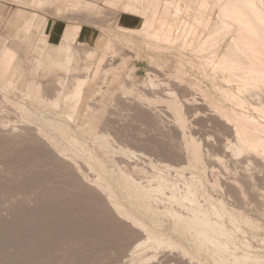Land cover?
<instances>
[{
    "label": "rangeland",
    "instance_id": "rangeland-1",
    "mask_svg": "<svg viewBox=\"0 0 264 264\" xmlns=\"http://www.w3.org/2000/svg\"><path fill=\"white\" fill-rule=\"evenodd\" d=\"M31 1L0 0V50L2 46L5 47L6 45L16 52L15 65L17 69L15 72L18 74L13 83L14 87L10 89L6 88V81L0 82V134L5 135L4 132H7L20 135L21 133L22 136H25L23 133H26L28 136L30 130L33 132V138L29 137L30 134L28 136L30 141L27 138L26 143L29 142L31 148L41 146L42 148H39L47 153L48 158L41 160L45 167L40 163L41 169L39 168L38 174L43 172L45 168L43 173L46 174L47 180H45L48 181L46 183L48 187L60 188L62 185L64 186V182L71 181L73 187H77L76 192L79 188L78 192L81 190L79 193L84 192V188H87L85 185H87V192L93 191L92 193L99 194H95L96 196H105L102 197L104 201L102 199L101 202L99 201L101 197H97L100 203L98 205L103 209L102 212L107 214L100 218L104 219L107 216L110 219L109 224L113 222L118 225L117 227L113 224L112 231H114V227L126 229L127 237L126 235L125 237L127 240L124 239V242L121 238L117 247V244H113L115 248L109 245L112 248H109L111 251L107 249L109 251L107 253L105 248L104 252H100L101 255L98 254L100 257L90 258H96L95 262L93 259L91 260L93 262L89 260L85 264H264V148H261L264 139L263 137V140L260 138L262 133L264 135V129H262V127L264 128V84H262L264 82L259 81L263 79L258 80L263 86L261 88L259 84L255 83L262 90L258 88L256 90L253 87L254 83L251 86L252 83L249 85L246 82L248 86H251L248 90L251 91L253 87V90L257 91V95H254L252 91V99H250L252 93L245 91L250 96L247 95L248 98H246L243 90H247V88H244L242 82L245 85L246 83L243 79H241L242 81L237 80L239 77L235 73L237 71L229 70L238 77L233 74L230 76L228 70H224L226 74L229 73L226 75L223 71L224 68L218 67L220 55L231 39L230 42L233 40L251 42L255 52L258 51L259 53V55L258 53L255 55L257 54L259 57H256L257 59L254 55L249 57L258 61L256 63H259V67H256L254 62L256 69H262L260 65L264 67V25L261 21L250 18L253 20V29L246 27L249 31H243L244 24L237 25L240 22L237 23L234 15L232 16L234 22L231 21L232 17L228 16L227 26L221 31L212 32V27L215 26L214 24L218 19L227 18V16L218 14L220 11L218 9L222 7L221 4H225L226 7V2L229 3L232 0H202L206 1L203 8L197 7L201 2L198 0H151L148 10L139 16L123 13L125 1L119 2V5H112L109 2L107 4V0H84L87 6L92 4L91 6L97 7L95 10L98 11L96 12L89 6L90 11L92 9L94 13L96 12L90 15L88 7H83L86 5L84 3L83 8H80L86 12V15L81 14L80 16L78 14V17L72 14L67 17L54 15L49 5L37 8ZM76 1L73 0L72 2L75 3ZM237 1L243 7L247 3V0ZM214 4L216 7H218L217 5L221 7L218 9L215 7L212 11ZM197 8L199 9L197 10ZM63 9L64 6L60 12H63ZM74 10L78 11L79 7L74 8ZM19 11L27 16L30 14L38 15L45 25L44 30L32 28L28 33L20 30L21 18L15 20ZM262 13L264 16V10ZM120 14H125L124 20L121 22L118 21ZM201 18L209 22L207 23ZM199 20L204 21L206 25L208 24L207 27L205 25L203 28L204 24L202 23V25ZM161 24L170 27L166 37L158 35V31L155 30ZM67 26L81 27L77 37V49L87 50L89 48L90 51L88 49L87 52H91L88 56L79 53L82 58L77 56L78 59L80 58L76 63L78 69L68 72L69 77L74 76L77 80L84 82L88 80L86 83L91 84L89 94L76 104V112L65 109L61 94L59 95L57 92L49 94L50 89H47L49 91L47 93L44 91L45 82H49L51 76L55 74L48 68L52 66L49 61L43 59L41 65L35 64L38 52L35 53L34 48L39 43L41 44V36L47 34L45 49L50 51L52 45L58 43ZM82 27L87 28L92 33L91 40L87 41L80 37ZM52 32L56 33L52 36ZM244 36L246 40H243L245 39ZM79 43H83L82 46ZM99 45L102 46L99 47ZM101 55L104 56L103 60L97 64V59ZM259 60L262 62L261 64ZM262 72L264 73V70ZM224 75L230 80L225 79ZM68 76L64 78L69 80ZM233 77L237 79L234 80ZM236 80L241 83L242 89H239L240 85L235 82ZM30 82L37 83V86L31 94H28L27 86ZM64 87L65 90L68 89L65 85ZM257 102H260L261 108ZM148 108L152 110L150 111ZM145 113L148 117L151 115L152 124L143 120L145 117L142 114L145 115ZM147 113L151 114L148 115ZM234 113L243 115L245 118L248 117L247 119L252 118L254 123L256 122L255 124L259 123L260 129L263 130H260L262 133L259 131L258 134H261L257 135L263 143L261 147L252 148L253 151L250 149L251 151L247 153L246 151L249 149H245L243 152L239 151V146L235 142V140L237 141L235 135L239 131L238 128H234L236 130L231 128L234 131L227 128L228 125H232L231 127L233 124L240 125L238 119H242L243 116H239L240 118L238 117L236 121L237 116L235 118ZM155 118L157 119L155 120ZM221 121L227 122V126ZM92 123H95L94 128L91 126ZM40 129L43 131V136ZM31 141L34 142L32 146ZM23 144L19 147L22 146V149L24 146L29 147L28 144L24 142ZM54 144L57 146L55 147ZM164 144L165 146H163ZM54 148L59 150L56 151ZM197 148L198 154L194 151ZM234 148H238V150L236 151ZM13 149L16 148L7 151H10V155L7 152L4 155L0 154L3 155L0 157V161L5 162L4 158L7 155L8 161L15 159L16 162V155L25 153L22 149L18 148L14 151ZM170 149L178 154L173 155L174 152L171 153ZM20 150L22 152H18ZM52 154L57 162L51 158L53 157ZM175 156H179L178 161ZM180 157L184 159L182 160ZM65 158L68 160L64 161ZM12 161L9 163L13 164L14 161L13 163ZM58 161L63 162L60 167ZM3 162L0 163V178L5 176L4 178L8 179H2L0 182L6 185L7 181L14 176L11 181H14L13 183L19 189L18 185H21L25 180L22 176L27 174L26 180L33 179L35 168L38 166H35L34 163L32 165L35 167H31L30 164L26 165V163H21L23 166H20L21 164H16L20 162H16L12 166L8 163L10 166L3 167L6 165V162ZM46 162L52 163L51 167L46 165ZM8 166L9 168L12 167L11 170L14 168L13 173L8 172L11 174H7L4 168H8ZM55 166L62 170L68 166L63 173H67L68 176L71 175L70 179L62 171L60 172L59 168L56 171ZM69 167L70 169H68ZM17 168L20 170L16 171ZM28 168L33 174H29ZM49 168L52 171L55 169V172L51 174ZM22 170L26 173L23 174ZM12 174L14 175L11 176ZM47 174L51 179H55V182L51 181ZM75 174L77 177L74 176ZM42 176L44 175L42 174ZM42 176L41 179H44ZM63 176H67L68 179ZM38 177L40 176L38 175ZM246 177L248 178L246 179ZM49 181L54 183L51 185ZM9 183L11 182L9 181ZM79 183L84 184L83 187H80ZM249 184L254 186L253 189ZM0 188L2 189V187ZM233 189L236 192H233ZM1 191L0 195L4 192ZM37 192L40 193L39 190ZM34 193L26 194L21 191V194H18L19 198L16 193L14 194L16 195V206L18 207L17 204L20 203L23 204V207L22 204L19 205L18 211H21L22 208V210L28 208V212H30L31 206L34 208L35 200L44 192L40 195L37 193L39 196ZM4 195L7 196L3 193L2 196L7 198ZM2 196H0V200ZM239 197L241 202L238 200ZM26 199L28 200L26 201ZM2 200L0 213L5 216V219L0 214V221L4 219L3 222H7L6 218L11 213H7L10 210V204L7 203L6 199ZM3 202L9 204L8 210L7 205ZM29 202L30 204H28ZM24 204H27L26 207ZM28 205H31L30 208ZM106 206H111L108 207L110 211H107ZM3 207H6L7 211ZM101 208L100 210H102ZM25 213H27V209ZM1 216L3 217L2 220ZM203 217L205 218L203 219ZM113 218L118 222L116 223ZM197 218L206 220L204 221L206 223L209 221L211 224L217 221L218 223L215 222L216 226L212 225L214 228L220 226L222 229L217 228V230L224 231H221L223 234L217 232L216 229L213 230L214 228L212 229L211 226L210 232L207 229L210 228L209 223H204V225L201 223L200 225V222L199 224L197 222L196 224ZM9 219L12 221V215ZM205 224L208 225L207 228H205ZM128 231L131 232L128 233ZM208 232L211 234L209 235ZM123 242L127 244L123 245ZM22 243L25 242L22 241ZM58 244L55 247L56 251L53 248L52 254L54 252L58 254L57 251H59V255L54 253V257L51 254L53 259L56 262L63 260L60 264H66L70 260L71 263L69 264H72L73 250L76 251L74 253H77L79 251L77 248L80 247L78 245L70 246L72 249L67 251L66 248L70 247L64 246L61 241ZM202 244L206 245L203 246ZM58 247L60 248L58 249ZM62 247L67 252L62 251ZM82 248L83 246L80 250ZM9 249L8 252L12 251ZM70 251L72 252L70 253ZM11 253L13 252H10L9 255ZM62 255L65 257L62 258ZM110 257L115 259L111 260ZM52 263L54 264L55 261L53 260Z\"/></svg>",
    "mask_w": 264,
    "mask_h": 264
},
{
    "label": "bare ground",
    "instance_id": "bare-ground-1",
    "mask_svg": "<svg viewBox=\"0 0 264 264\" xmlns=\"http://www.w3.org/2000/svg\"><path fill=\"white\" fill-rule=\"evenodd\" d=\"M58 3H60V4H62L63 6H64V12H65V16H69L70 14H72L73 16H77L78 14H80V16H81V14L82 15H86V12L84 11L83 12V7H88V10H89V14L90 15H92L93 13H94V10H95V8H97V7H94V5L93 6H91L92 4H88L89 6H91L94 10H92L91 9V11H90V9H89V6H87V3H85V1L84 0H77L75 3H73L72 1L73 0H56ZM75 1V0H74ZM122 1H125L126 2V4H125V6H124V8H123V12H125V13H128V14H130V15H133V16H139V15H141V14H143V13H145L147 10H148V6H150V4H151V0H107L106 1V3L107 2H109L110 4H112V5H117L119 2H122ZM198 1H201V2H199V4L197 5V7H199V8H203V6L206 4L204 1H202V0H198ZM231 1V0H230ZM116 2V3H115ZM86 4L85 6H83V4ZM228 2H226V7H225V4H221V6L223 7H221V6H219V5H217L218 7H216V4H214L213 5V9H212V11H214V9H215V7H216V9H218L219 7H221V8H219L218 10H220L219 12H218V14L221 16H227V18H225V17H223L224 19H226V20H224L222 17L220 18V19H218L217 21H216V23L214 24L215 26H213L212 27V32H218V31H221L223 28H225L226 26H227V19H228V16H230V17H232L233 15V17L235 18V20L237 21V23L238 22H240V23H236V21H235V24H237V25H239V24H241V23H243L244 25H243V29L242 28H240V29H242L243 31H249V30H247L246 29V27L248 28V27H251V29H253V27H252V24H253V20H250V18L251 19H254V20H260L261 21V23L264 25V16H263V13H262V11L264 10V0H247V3L245 4V7H243V6H241V4L237 1V0H234V2H233V0H232V2H229L228 4H227ZM108 4V3H107ZM119 5V4H118ZM83 6V7H82ZM76 7H79V10L78 11H73V9L75 8L76 9ZM80 7H82V8H80ZM225 7V8H224ZM196 8V7H195ZM199 8H197V10L199 9ZM242 8V9H241ZM72 9V10H71ZM78 9V8H77ZM80 9H82V10H80ZM263 9V10H262ZM85 10V9H84ZM197 10H196V12H197ZM96 11V10H95ZM98 11V10H97ZM96 11V12H97ZM95 12V13H96ZM94 13V14H95ZM198 13V12H197ZM101 14V13H100ZM71 16V15H70ZM89 16V15H88ZM78 17V16H77ZM91 17V16H90ZM229 17V18H230ZM232 17V19H231V21H233L234 22V18ZM237 17V18H236ZM21 18V19H20ZM11 19V18H10ZM22 20V26H21V29L22 30H24L25 31V33H28L30 30H31V28L32 27H34V28H40V29H43L44 30V28H45V25L43 24V22L41 21V20H36V17H29V16H27V15H23L22 13H18L17 15H16V17H15V20ZM202 20H204L203 18H201ZM208 20V19H207ZM230 20V19H229ZM200 21V20H199ZM205 22H209V21H206V19L204 20ZM204 21L202 22V21H200L201 22V24L203 23L204 24ZM230 23V22H229ZM202 24V25H203ZM210 24V23H209ZM205 25L206 24H204V26H203V28L205 27ZM208 25V24H207ZM207 25H206V27H207ZM240 27V26H239ZM241 27H242V25H241ZM248 29H250V28H248ZM43 30H42V32H43ZM156 31H158V35H161V36H168V34H169V31H170V27L169 26H167L166 24H161V25H158L157 27H156V29H155ZM79 31H80V26H76V27H66V29H65V31H64V33H63V36H62V38H61V40H60V42L57 44V45H55V46H53L52 48H51V50L52 51H46V45L44 44V39H43V45H41V46H39V47H37V46H35V53H37L38 52V56L36 57V61H35V64H40L41 65V63H43V59L44 60H47V61H49V64L50 65H52L51 67L49 66L48 68H49V70H51V71H54L55 72V74H53V76H51V79L49 80V82H45L46 83V85H45V87L46 88H44V91L47 93V92H49L48 90L50 89V92H49V94H51V92L52 93H59V95L61 94L62 95V97H63V101H64V104H65V109L67 108V110L68 109H71V110H73V112L75 111L76 112V104L85 96H87L88 94H89V92H90V86H91V84L88 82V84L86 83V82H84V81H82V80H77L74 76H71V77H69L68 76V74L70 73L69 71H71V70H77L78 69V66L76 65V63H78V60H80V58H82L81 56H79V53H83V54H85L86 56H88L91 52H87L88 51V49L85 51L84 49H77V46H76V44L78 43L77 42V37H78V34H79ZM251 31V30H250ZM245 37V36H244ZM1 39V38H0ZM104 39V38H103ZM243 40H246V37H245V39H243ZM3 41V40H2ZM4 41H5V39H4ZM230 41H232V39L230 40ZM228 42L226 45H225V50L222 52V54L220 55V58H219V60H218V67H223L224 69H223V71L224 70H228V72H230V76H231V74H233V75H239V77L236 75V77H238V79L237 78H235V77H233V79L235 80V79H237L238 81L240 80V81H242L241 79H243L244 81H245V83L246 82H248V84L250 85V83H252L251 84V86L253 85V83H254V85H253V87H255L256 88V90H257V88L259 87V85L262 83V82H264V73L262 72L264 69V67L263 66H261L260 65V67H262V69L260 68V70H259V68H257L256 69V67H259V63H256V62H258V61H256V57H259L258 55H259V53H258V51L257 52H255L256 50H254V46L252 45V43L250 42V43H248L247 41H245V42H247V43H245L244 41H237V40H233V42ZM101 42V41H100ZM6 43V42H5ZM83 44V43H82ZM82 44L81 43H79V45L80 46H82ZM100 44V43H99ZM102 44V43H101ZM5 45V44H4ZM78 45V46H79ZM86 45V44H85ZM48 46V45H47ZM100 46H102V45H99V47ZM37 49V50H36ZM92 50V49H91ZM94 50V49H93ZM89 51H90V49H89ZM255 53H258V55L256 54L255 55ZM80 54V55H81ZM255 56V58H250L249 56ZM80 57L79 59H78V57ZM104 56L103 55H101L98 59H97V64H100L101 62H102V58H103ZM16 58H17V55H16V52L15 51H13L10 47H6V45H5V47L4 46H2V49L0 50V82L1 83H3V82H5L6 81V83H5V86H6V88L7 89H10V88H12V87H14V80L18 77V74L15 72L16 71V69H17V66L15 65V63H16ZM253 59H255V61H253ZM259 59V58H258ZM256 64H255V63ZM259 62H260V64L262 63L260 60H259ZM254 64H255V66H254ZM222 69V68H221ZM256 69V70H255ZM229 70H234V71H237V72H233V73H231V71H229ZM260 71V72H259ZM69 72V73H68ZM225 72V71H224ZM149 73V72H148ZM239 73V74H238ZM225 74H226V72H225ZM228 75H229V73H227ZM226 74V75H227ZM68 76L67 78H69V80H68V83H66L67 82V80L65 79L66 78V76ZM70 75V74H69ZM156 75V74H155ZM226 75H224L225 76V79H227V77H226ZM232 75V76H233ZM65 77V78H64ZM148 77V76H147ZM150 77V76H149ZM222 77H223V75H222ZM231 78V77H230ZM240 78V79H239ZM64 79V80H63ZM259 79H263L262 81L261 80H259ZM65 80H66V82H65ZM227 80H230V79H227ZM237 80L235 81V82H237ZM261 82H259V81ZM64 81V82H63ZM231 81H233L232 79H231ZM256 81V82H255ZM258 81V82H257ZM62 82V83H61ZM234 82V81H233ZM238 83V82H237ZM255 83H257V84H259V85H256ZM67 84V85H66ZM239 85H240V87L242 86L241 85V83H238ZM242 84L244 85V88H247V90L245 89V90H243L244 91V93H245V95H246V98H248L247 97V95L249 96V94H246L247 92H245V91H249V93H252L250 96H251V98L250 99H252L253 97H252V95H253V92H254V95H257V91L255 92L253 89V87H252V90L250 91V90H248V88L249 87H251V86H248L247 85V83H246V85L244 84V82H242ZM262 84H264V83H262ZM60 85V87H57V86H59ZM64 85L66 86V88H68V89H66L65 90V87H64ZM239 85H238V87H239ZM36 86H37V83H35V82H30L29 84H28V94H31L34 90H35V88H36ZM44 86V85H43ZM48 86V87H47ZM258 86V87H257ZM119 87H123V86H119ZM125 87V86H124ZM237 87V88H238ZM239 87V89H242V87L240 88ZM261 87H263L262 85H260V88ZM126 88V87H125ZM260 88H258V89H260ZM48 89V90H47ZM120 89V88H119ZM250 89V88H249ZM125 90V89H124ZM260 90H262V89H260ZM263 90H264V88H263ZM122 91V90H121ZM126 91V90H125ZM240 91V90H239ZM242 90H241V92H243ZM253 91V92H252ZM259 93V92H258ZM262 93H263V91H262ZM236 94V93H235ZM264 94V93H263ZM262 94V95H263ZM245 95H244V97H245ZM249 96V97H250ZM259 96V95H258ZM243 97V96H242ZM235 100V99H234ZM244 100H248V99H244ZM237 101V100H236ZM252 101V100H251ZM254 101V100H253ZM257 101H259V100H257ZM232 102V101H231ZM258 103V102H257ZM261 103H263L262 101H261ZM63 104V105H64ZM84 104V103H83ZM236 104V103H235ZM256 104V103H255ZM258 104H260V102L258 103ZM235 106V105H234ZM140 107V106H139ZM260 108H261V104H260V106H259ZM79 108V107H78ZM83 108H84V106H83ZM141 108V107H140ZM143 109H145V108H143ZM148 109H150V108H148ZM264 109V108H263ZM84 110V109H83ZM132 110H134V109H132ZM138 110V109H137ZM152 109H150V111H151ZM262 110V109H261ZM81 111V110H80ZM145 111V110H144ZM234 111V110H233ZM70 112V111H69ZM143 112V111H142ZM141 112V113H142ZM148 112H149V110H148ZM153 112V111H152ZM236 112V111H235ZM263 112V111H262ZM72 113V112H71ZM85 113V112H84ZM76 114V113H75ZM74 114V115H75ZM148 114V113H147ZM151 114V113H150ZM150 114H148V115H150ZM154 114V113H153ZM232 114V113H231ZM235 114V113H234ZM237 114V115H236ZM235 114V118H236V116H237V118H236V121H237V119H238V117L240 116L238 113H236ZM145 118L143 119L144 121H147V122H149L150 124H152V118H150V116L148 117L147 115H146V113H145V115L144 114H142ZM80 116H81V114H80ZM155 116H157V117H159L158 115H155ZM225 116V115H224ZM241 116H243V115H241ZM240 116V117H241ZM261 116V115H260ZM73 117V116H72ZM82 117H83V114H82ZM85 117V116H84ZM154 117V116H153ZM220 117V116H219ZM231 117V116H230ZM234 117V116H233ZM232 117V118H233ZM239 117V118H240ZM247 117V116H246ZM262 117V116H261ZM85 118H87V117H85ZM137 118V117H136ZM217 118V117H216ZM244 118V119H243ZM248 118V117H247ZM247 118H245L244 116L242 117V119H238V121H240V122H238V124H240L239 126L238 125H234L233 124V127H231L230 125H228V129L230 128V130H231V128H238V130L239 131H237L238 133H236V135L235 136H237V138L235 137V139H237V141L235 140V142H237V144H238V148H239V151L240 152H243L245 149L247 150V149H249L248 151H246V153L247 152H250L251 150L250 149H252V148H258L259 146L261 147V145L264 143V141H262L263 143H261V139H262V137H263V139H264V135H263V133L260 131V130H262V129H264L263 127H262V129H260L261 127H259V123H257V124H255L254 123V121L252 120V118H249V119H247ZM257 118V117H256ZM255 118V119H256ZM81 119V118H80ZM131 119V118H130ZM157 118H155V120H156ZM222 119V118H221ZM247 119V120H246ZM159 120V119H158ZM249 120H251V121H249ZM132 121V120H131ZM161 121V120H160ZM253 121V122H252ZM261 121V120H260ZM140 122V121H139ZM158 122V121H157ZM156 122V123H157ZM218 122V121H217ZM221 122H223V121H221ZM234 122V121H233ZM133 123V122H132ZM140 123H142V122H140ZM223 123H227V122H223ZM223 123H221L222 124V126H223ZM230 123V122H229ZM237 123V122H236ZM235 123V124H236ZM264 123V122H263ZM144 124V123H143ZM224 124V125H225ZM145 125V124H144ZM218 125V124H217ZM257 125H258V127H257ZM4 126H5V124H4ZM92 128H94L95 127V123H92ZM150 126V125H149ZM216 126V125H215ZM221 126V127H222ZM225 126H227V124L225 125ZM261 126V125H260ZM131 127V126H130ZM136 127V126H135ZM157 127H158V125H157ZM91 127H90V130L92 129ZM127 128V127H126ZM226 128V127H225ZM142 129H143V127H142ZM227 129V130H228ZM232 129V130H233ZM2 130V129H1ZM24 130V129H23ZM28 129H25L24 131H27ZM39 130V129H38ZM135 130V129H134ZM231 130V131H232ZM234 130H236V129H234ZM233 130V131H234ZM3 131V130H2ZM5 131V130H4ZM16 131V130H15ZM29 131V130H28ZM31 131V130H30ZM28 132V133H30V134H28V136L30 137V138H33L32 137V135H33V132ZM36 131V130H35ZM40 131H41V129H40ZM261 132V133H259V134H261L260 136V138H258V136L257 135H259L258 134V132ZM263 131V130H262ZM20 132V131H19ZM39 132V131H38ZM42 132L43 131H41V134H42ZM87 132V131H86ZM85 132V133H86ZM141 132H142V130H141ZM230 132V131H229ZM264 132V131H263ZM7 133V132H6ZM6 133L4 132V134L5 135H2V134H0V154H6L5 152H7L8 150H10V149H12V148H16V149H22V146L24 145L23 144V142L25 143V144H28V143H26L27 142V138H28V136L26 135V133H23V134H25V136H22L21 135V133H20V135H18V134H9V133H7V135H9V136H7L6 135ZM36 133V132H35ZM89 133V132H88ZM122 133V132H121ZM136 133V132H135ZM139 133H140V131H139ZM145 133V132H144ZM232 133V132H231ZM41 134H40V136H41ZM87 134V133H86ZM123 134H125L124 132H123ZM146 134V133H145ZM45 135V134H44ZM91 135V134H90ZM93 135V134H92ZM136 135V134H135ZM42 136H43V134H42ZM87 137L89 136V135H86ZM131 136V135H130ZM46 137V136H45ZM44 137V138H45ZM122 137V136H121ZM132 137V136H131ZM143 137V136H142ZM174 137V136H173ZM30 138H28V141H30L29 139ZM36 138V137H35ZM39 138V137H38ZM134 138V137H133ZM152 138H154V137H152ZM53 139V138H52ZM124 139H125V137H124ZM162 139V138H161ZM167 139V138H166ZM169 139V138H168ZM262 139V140H263ZM32 140V139H31ZM149 140V139H148ZM148 140H146V141H148ZM156 140V139H155ZM158 140V139H157ZM175 140V139H174ZM179 140V139H178ZM34 141H35V139H34ZM36 141H38V140H36ZM39 141H41V140H39ZM42 141H44L45 142V140H42ZM55 141V140H54ZM144 141V140H143ZM151 141V140H150ZM153 141V140H152ZM160 141V140H159ZM162 141V140H161ZM171 141V140H170ZM48 142H49V139H48ZM51 142V141H50ZM139 142V141H138ZM142 142V141H141ZM155 142H157V141H155ZM165 142V141H164ZM176 142V141H175ZM23 145H22V144ZM34 143V142H33ZM32 141H31V146H32ZM57 143V142H56ZM161 143V142H160ZM173 143V142H172ZM179 143H180V141H179ZM256 143V144H255ZM259 143V144H258ZM261 143V144H260ZM11 144H13V145H15V146H17V147H14V146H12ZM60 144V143H59ZM146 144V143H145ZM169 144V143H168ZM175 144H177V143H175ZM174 144V145H175ZM236 144V145H237ZM20 145H22L21 147H19ZM30 144H28L27 146H29ZM36 145V144H35ZM46 145H48L47 143H46ZM143 145V144H142ZM147 145V144H146ZM151 145H152V143H151ZM192 145H194V144H192ZM195 145L197 146V144L195 143ZM264 145V144H263ZM262 145V147L261 148H264V146ZM54 146L56 147L57 145H55L54 144ZM54 146H52V147H54ZM163 146H165V144L163 145ZM253 146V147H252ZM255 146V147H254ZM258 146V147H257ZM9 147H10V149H9ZM12 147V148H11ZM30 147V146H29ZM27 148L26 146H24V149H22V150H24L25 151V153H19L18 155L19 156H17L16 155V162H20V163H16L15 162V159L13 160L14 161V163H16V164H18V165H20L21 163H26V165L28 164H30L31 165V167H35V166H37L36 168H35V172H34V175L35 176H32L33 177V179L31 178V180H30V178H29V180H26V177H28V175L26 176H22V177H24L25 178V180L23 181V179H22V183H21V185H18L19 187H20V189L13 183L14 181H11V180H13V178H14V174H12L11 176H13L12 177V179L11 180H8L7 181V184L6 185H4V183H2V182H0V187H2V189L1 190H3L4 192V194H6L7 196H5V197H7V198H4L2 195H3V193H2V195H0V196H2V199L3 200H5L6 199V201H7V203H9V204H7V203H5V202H3V203H5L6 205H7V210H8V205H9V209L10 210H8V212L7 213H9V212H11L10 214H8V217L6 218L8 221H10V217H11V215H12V221H10V222H8L7 220V222H3V220L5 219V216H3L1 213V215L4 217V219H3V217L1 218V220L2 221H0V264H42V263H52L53 262V260L55 261V263L54 264H56V263H58V264H60V263H62L63 262V260H62V262H56V260L55 259H53V257L52 256H54L55 257V254H57V253H53L52 254V250H53V248H54V250H55V247H57V244H58V242L59 241H61V244L63 243L64 244V246L65 245H67L68 247H70V246H79L80 248L83 246V248H82V250H80V248H77V251H78V249H79V251L77 252V253H74V252H76L75 250H73L74 252L72 253L73 254V256H71V257H73V259H72V264H85V263H87V262H89V260L91 261V260H93V259H90V258H92V257H98L99 255L98 254H100L101 255V251L102 252H104L103 250L106 248V250L107 249H109V248H111L109 245H112V247L113 248H115L114 247V245L115 244H117L120 240H121V238H122V241L124 240V239H126V237H127V235L125 234V233H127L126 231V229H124L123 227H122V229L121 228H117L118 227V225H116L115 223H111V224H109L110 223V219H108V217L106 216V217H104V219L102 218H100L101 216H105V215H107V214H105V213H103L102 211H103V209L99 206L100 205V203H99V201L101 202L102 201V197L104 196H96V195H99V194H96V190L94 191L95 192V194L94 193H89V192H87L86 191V189L88 188V186L87 185H85L87 188H84V190L86 191H84L83 189V191L84 192H81V193H79L78 192V190L80 189H77V192L75 191L76 190V186L75 187H73L74 185H73V183L71 182V181H68V182H64L63 184H64V186L62 185V187H60V188H50V187H48V185L46 184L47 182H46V177H45V175L46 174H44L43 172L45 171V168H44V171H43V169H42V171L43 172H41L40 174H38V171H39V168L41 169V167H39V166H41V164L40 163H42L41 162V160L42 159H45L46 157L48 158V156H47V153L46 152H44L41 148V146H37V147H35V148ZM39 147H41V148H39ZM48 147H50V146H48ZM156 147H159V146H156ZM161 147V146H160ZM170 147H172L171 145H170ZM251 147V148H250ZM148 148V147H147ZM146 148V149H147ZM163 148V147H162ZM172 148H174V147H172ZM193 148V147H192ZM238 148H234L236 151L238 150ZM16 149H13V151L14 150H16ZM55 150H56V148H54ZM151 149V148H150ZM159 149V148H158ZM157 149V150H158ZM164 149V148H163ZM176 149V148H175ZM59 150V149H58ZM58 150H56V151H58ZM152 150H154V149H152ZM160 150V149H159ZM177 150H179V149H177ZM184 151L186 150V149H183ZM196 150H198V148L197 149H195L194 151H196ZM242 150V151H241ZM23 151V152H24ZM149 151H151V150H149ZM161 151V150H160ZM170 151H171V153H173V155L175 154H178V153H175V151L173 150V152H172V150L170 149ZM183 151V152H184ZM191 151V150H190ZM200 151V150H199ZM238 151V152H239ZM252 151H253V149H252ZM10 152V151H9ZM9 152H7V154L8 155H10L9 154ZM17 152V151H16ZM15 152V153H16ZM18 152H22L21 150L20 151H18ZM48 152V151H47ZM53 152V151H52ZM60 153H61V150L59 151ZM178 152H180V151H178ZM192 152V151H191ZM14 153V152H13ZM14 153V154H15ZM51 153V152H50ZM63 153V152H62ZM151 153V152H150ZM155 153V152H154ZM169 153V152H168ZM171 153H170V155H171ZM196 153L198 154V152L196 151ZM233 153H234V151H233ZM256 153V152H255ZM13 154V155H14ZM55 154V153H54ZM64 154V153H63ZM66 154V153H65ZM160 154V153H159ZM186 154V153H185ZM193 154H194V152H193ZM248 154H250V153H248ZM3 155H0V157L1 156H3ZM12 155V156H13ZM49 155V154H48ZM173 155H171V156H173ZM180 155V154H179ZM183 155H184V153H183ZM192 155V154H191ZM190 155V156H191ZM196 155V154H195ZM194 155V156H195ZM246 155V154H245ZM258 155V154H257ZM6 156L7 155H5V158L4 157H2V158H4L5 159V162H6V165L5 166H3V167H7V165H9V164H11V163H9L10 161H12L11 159H9L10 161H8V159L7 158H9V157H7L6 158ZM52 156H53V154H52ZM56 156V155H55ZM72 156V155H71ZM154 156V155H153ZM185 156V155H184ZM189 156V155H188ZM249 156V155H248ZM250 156H251V154H250ZM62 157V156H61ZM60 157V158H61ZM176 157V156H175ZM179 157V156H178ZM178 157H176V159L178 158ZM254 157V156H253ZM1 158V159H2ZM53 160L55 159L54 158V156L53 157H51ZM58 158V157H57ZM56 158V159H57ZM156 158V157H155ZM167 158V157H166ZM173 158V157H172ZM181 159H182V157H180ZM193 158V157H192ZM191 158V159H192ZM198 158V157H197ZM6 159H7V161H6ZM175 159V158H174ZM184 159V158H183ZM182 159V160H183ZM186 159V158H185ZM246 159V158H245ZM244 159V160H245ZM263 159V158H262ZM49 160V159H48ZM48 160H46V161H48ZM59 160V159H58ZM67 160H68V158H67ZM66 160V158H65V160L64 161H67ZM173 160V159H172ZM193 160V159H192ZM192 160H190L191 162H192ZM257 160V159H256ZM13 161H12V163H13ZM54 161H56L57 162V160H54ZM74 161V160H73ZM177 161H178V159H177ZM179 161H180V159H179ZM186 161V160H185ZM194 161H195V157H194ZM197 161V160H196ZM261 161V160H260ZM1 162H3L2 160L0 161V163ZM5 162H3V163H5ZM51 162H53L52 160H51ZM56 162H53V163H55L56 164ZM59 162V161H58ZM75 162V161H74ZM243 162V161H242ZM256 162V161H255ZM264 162V161H263ZM9 163V164H8ZM13 163V164H14ZM32 163H34V165L35 166H33L32 165ZM44 163V162H43ZM42 163V164H43ZM50 163V162H49ZM49 163L48 162H46V165H48V166H50L51 167V164L52 163H50V165H49ZM61 163H63V162H61ZM61 163L59 162V164H58V166L60 167V165H61ZM69 163V162H68ZM76 163V162H75ZM166 163V162H165ZM174 163H176V162H174ZM183 163V162H182ZM188 163H189V161H188ZM195 163V162H194ZM13 164H11V166L13 165ZM40 164V165H39ZM172 164V163H171ZM17 165V166H18ZM25 165V164H24ZM25 165V166H26ZM44 165V164H43ZM42 165V166H43ZM64 165V164H63ZM67 165V164H66ZM70 165V164H69ZM175 165H177V164H175ZM10 166V165H9ZM9 166H8V168H9ZM15 166V165H14ZM20 166H23L22 164L20 165ZM58 166H55V168H56V171H57V168H59ZM27 167H29L30 168V166H27ZM26 167V168H27ZM43 167H45V165L43 166ZM62 167H64V166H62ZM61 167V168H62ZM66 167V166H65ZM64 167V169H66L67 170V167L65 168ZM2 168V167H1ZM4 168L5 170H6V172H7V174H11V173H13L14 171V168H13V170H11V168ZM18 168H20V167H18ZM18 168H17V170L16 171H19L18 170ZM29 168H28V170H29ZM46 168H47V166H46ZM180 168V167H179ZM16 169V168H15ZM22 169H25V168H22ZM51 168H49V170H50ZM64 169L62 170V169H58L60 172L62 171V173H63V171H64ZM68 169H70V167L68 168ZM1 170V169H0ZM9 170H11V171H9ZM26 170V169H25ZM48 170V169H47ZM46 170V171H47ZM55 170V169H54ZM52 171V169H51V174H52V172H55V171ZM66 170H65V172H66ZM13 171V172H12ZM34 171V170H33ZM72 171V170H71ZM5 172V171H4ZM8 172H11V173H8ZM22 172H23V174H25L24 173V171L22 170ZM28 172V171H27ZM30 172V173H29ZM29 174L31 175V174H33L32 173V171L31 170H29ZM68 172V171H67ZM78 172V171H77ZM17 173V172H16ZM48 173L50 174V171H48ZM62 173H61V176H62ZM75 173V172H74ZM6 174V175H7ZM40 176V177H38V175ZM42 174L44 175V176H42ZM63 174H65V175H67V173H63ZM69 174V173H68ZM70 174H71V172H70ZM48 175V174H47ZM1 176V175H0ZM41 176L42 177H44V179H41ZM68 176V175H67ZM67 176L65 177V176H63L64 178H67ZM71 176V175H70ZM70 176H68V178L70 177ZM74 176H76L77 177V174H75ZM244 176V175H243ZM3 178V180H5L6 178H4L5 176H2ZM31 177V176H30ZM38 177V178H37ZM47 177H49L50 179H51V177L48 175ZM53 177H54V175H53ZM76 177H74V178H76ZM84 177V176H83ZM86 177V176H85ZM11 178V177H10ZM67 178V179H68ZM87 178V177H86ZM248 177H246V179H247ZM1 178H0V180H2ZM8 179V178H7ZM6 179V180H7ZM46 179V180H45ZM49 179V180H50ZM61 179V178H60ZM70 179V178H69ZM91 179V178H90ZM242 179V178H241ZM244 179V178H243ZM242 179V180H243ZM54 181L55 179H51V181ZM80 180V179H79ZM86 180V179H85ZM230 180V179H229ZM249 180V179H248ZM11 182V183H13V184H11V183H9L8 184V182ZM64 181V180H63ZM76 181V180H75ZM92 181V180H91ZM91 181H90V183H91ZM245 181V180H244ZM55 182V181H54ZM54 182H50L49 181V183H51V185L54 183ZM69 182H71V183H69ZM78 182V181H77ZM80 182V181H79ZM2 183V184H1ZM19 183V184H20ZM62 183V182H61ZM81 183V182H80ZM79 183V184H80ZM84 183V182H83ZM231 183V182H230ZM247 183V182H246ZM57 184V183H56ZM75 184V183H74ZM79 184H77V185H79ZM84 184H86V183H84ZM83 184V185H84ZM47 185V186H46ZM76 185V184H75ZM81 185V184H80ZM83 185H81L80 187H83ZM233 185V184H232ZM250 185V184H249ZM49 186H50V184H49ZM61 186V185H60ZM84 186V187H85ZM193 186V185H192ZM191 186V187H192ZM234 186V185H233ZM247 186V185H246ZM252 188L251 189H253V187L254 186H252V185H250ZM52 187V186H51ZM79 187V186H78ZM96 187V186H95ZM248 187V186H247ZM91 188H92V186H91ZM194 188V187H193ZM231 189V188H230ZM236 189V188H235ZM250 189V188H249ZM0 190V191H1ZM40 191V193L39 192H37V191ZM43 190V191H42ZM136 190V189H135ZM138 190H139V188H138ZM193 190V189H192ZM238 190V189H237ZM18 191H19V193L21 194V191H22V193H26V194H28V193H34V192H37V193H39V195L40 194H42V192H44L41 196H39V195H37V193H34V194H36L37 196H39L38 197V199L37 200H35L36 201V203L34 202V208H32L33 206H31V210H30V212H28V208H25L24 210L26 211V209H27V213H25V211L24 210H22L21 209V211H18V209H19V205L20 204H22V203H20V204H17L18 205V207L16 206V199H15V196L16 195H14L15 193L17 194L18 193ZM42 191V192H41ZM89 191V190H88ZM99 191V190H98ZM140 191V190H139ZM253 191V190H252ZM2 192V191H1ZM233 192H236V191H234V189H233ZM247 192H248V190H247ZM251 192V191H250ZM18 193V194H19ZM145 193H146V191H145ZM238 193V192H237ZM237 193H236V195H237ZM240 193V192H239ZM243 193V192H242ZM258 193H260L259 191H258ZM1 194V193H0ZM17 194V197L20 195H18ZM26 194H24V195H26ZM33 194V195H34ZM101 194V193H100ZM194 194V193H193ZM30 195V194H29ZM196 195V194H195ZM27 196V195H26ZM259 196V195H258ZM16 197V198H17ZM100 198L101 200H99L98 198ZM105 197V196H104ZM238 197V196H237ZM240 197H241V195H240ZM240 197H239V199L238 198H236V199H238L240 202H241V199H240ZM253 197V196H252ZM1 198V197H0ZM19 198V197H18ZM24 198V197H23ZM29 198V197H28ZM1 199V200H2ZM36 199V198H35ZM146 199V198H145ZM190 199V198H189ZM1 200H0V203L2 204V202H1ZM2 200V201H3ZM28 199H26V201H27ZM99 200V201H98ZM98 201V202H97ZM103 201H104V199H103ZM195 201V200H194ZM21 202V201H20ZM106 202V201H105ZM27 203V202H26ZM195 203V202H194ZM264 203V202H263ZM28 204H30V202L28 203ZM99 204V205H98ZM105 204V203H104ZM5 205V206H6ZM25 205V207H26V205L27 204H24ZM33 205V204H32ZM93 205V206H92ZM105 205H109V204H105ZM3 206V205H2ZM29 206V205H28ZM30 206H29V208H30ZM102 206V205H101ZM22 207H23V204H22ZM103 207V206H102ZM107 207V206H106ZM105 207V208H106ZM108 207H111V206H108ZM107 207V208H108ZM0 208H2L1 206H0ZM4 208V210H6V207H3ZM100 208L102 209V210H100ZM104 208V210H105V212H106V209ZM191 208H192V206H191ZM6 210V211H7ZM107 211H110V208H108V210ZM218 212V211H217ZM112 213V212H111ZM226 213V212H225ZM220 214V213H219ZM228 215H230V214H228ZM10 216V217H9ZM111 216V215H110ZM112 216H115V215H112ZM220 216V215H219ZM226 216V215H225ZM117 217V216H116ZM116 217H115V220H116ZM120 217V216H119ZM197 217V216H196ZM200 218H202L201 216H200ZM205 217H203V219H204ZM111 219H112V217H111ZM203 219H198L197 218V220H196V224H197V222H198V224H199V222H200V225H201V223H203V225H204V223H206V222H204V221H206V220H204L203 221ZM113 220H114V218H113ZM114 220V221H115ZM199 220V221H198ZM201 220V221H200ZM5 221V220H4ZM112 221V220H111ZM116 222V221H115ZM118 222V221H117ZM116 222V223H117ZM119 222H121V221H119ZM215 222H217V221H215ZM215 222L214 223H212L214 226H216V224H215ZM209 223V221H207V223L206 224H208ZM218 223V222H217ZM116 225L117 227L115 228L114 227V231H112L113 229H112V227L114 226V225ZM118 224H120V223H118ZM121 224H123L122 222H121ZM205 224V228H207L206 226H208V225H206ZM211 223H209V227L211 226L212 227V229L214 228L213 227V225L211 224ZM109 225H111V226H109ZM126 225V224H125ZM129 226V225H128ZM217 226H219V225H217ZM111 227V228H110ZM119 227H121V226H119ZM125 227V226H124ZM202 227V226H201ZM211 227L210 228H207V229H209V231L210 230H212L211 229ZM126 228V227H125ZM128 228V227H127ZM204 228V227H203ZM217 228H220V229H222L220 226L219 227H215L213 230H217ZM112 229V230H111ZM126 230V231H125ZM206 230V229H205ZM219 230V229H218ZM217 230V232H221V231H218ZM138 231V230H137ZM208 231V230H207ZM131 231H128V233H130ZM194 232V231H193ZM196 232V231H195ZM198 232V231H197ZM211 232V231H210ZM222 232H224V231H222ZM221 232V233H222ZM69 233V234H68ZM200 233V232H199ZM213 233V232H212ZM68 234V235H67ZM121 234H122V236H121ZM139 234H141V233H139ZM201 234V233H200ZM208 234H209V232H208ZM211 234V233H210ZM209 234V235H210ZM216 234V233H215ZM223 234V233H222ZM117 235H120V236H117ZM125 235H126V237H125ZM226 235V234H225ZM130 236V234L128 235V237ZM133 236V235H132ZM202 236V235H201ZM217 237H218V235H216ZM211 237H213L212 235H211ZM221 237V236H220ZM61 238H62V240H61ZM64 238V239H63ZM215 238V237H214ZM133 239V238H132ZM195 239V238H194ZM193 239V240H194ZM200 239V238H199ZM198 239V240H199ZM205 239V238H204ZM213 239V238H212ZM216 239V238H215ZM127 240V239H126ZM197 240V239H196ZM207 240V239H206ZM22 241H24L25 243L23 244L22 243ZM121 241V242H122ZM124 242H125V240H124ZM123 242V245H125V244H127V243H124ZM212 242V241H211ZM221 243H222V241H221ZM220 243V244H221ZM114 244V245H113ZM121 244V243H120ZM223 244H225V243H223ZM59 245V244H58ZM119 244H117L116 245V247L118 246ZM203 246H205L206 244H202ZM215 245V244H214ZM61 246H63V245H61ZM106 246H109L108 248L106 247ZM127 246V245H126ZM139 246V245H138ZM72 247H70V248H66V250L68 251V250H71L72 249ZM121 247H123L122 246V244H121ZM140 247V246H139ZM11 249L12 251H10V252H13V253H11V255H9V253L10 252H8V249ZM60 247H58V249H59ZM75 248V247H74ZM75 248V249H76ZM85 248V249H84ZM119 248H120V246H119ZM127 248V247H126ZM201 248V247H200ZM218 248V247H217ZM9 249V250H10ZM112 249V248H111ZM111 249H109V251H111ZM124 249V248H123ZM140 249V248H139ZM106 250H105V253H106ZM199 250V249H198ZM203 250V249H202ZM202 250H201V252H202ZM56 251V250H55ZM60 251H61V249H60ZM62 251H64L63 250V247H62ZM67 251H64V252H67ZM108 250H107V253L109 252ZM115 251V250H114ZM138 251V250H137ZM140 251V250H139ZM58 252V254L57 255H59V251H57ZM72 251H70V253H71ZM119 252V251H118ZM214 252V251H213ZM230 252V251H229ZM69 253V252H68ZM69 253V254H70ZM225 253V252H224ZM51 254H52V256H51ZM60 254H62V253H60ZM110 254H111V252H110ZM116 254V253H115ZM56 255V256H57ZM93 255V256H92ZM122 255V254H121ZM61 256V255H60ZM69 256V257H70ZM113 256V255H112ZM222 256V255H221ZM220 256V257H221ZM63 257H65V256H63L62 255V258ZM68 257V258H69ZM70 257V258H71ZM100 257V256H99ZM108 257V256H107ZM223 257H225V256H223ZM222 257V258H223ZM246 257V256H245ZM58 258V257H57ZM226 258V257H225ZM60 259V258H59ZM96 259V258H95ZM95 259H94V262H95ZM98 260L97 261H99V258H97ZM110 259H111V257H110ZM115 259V258H114ZM114 259H111V260H114ZM61 260V259H60ZM70 261V260H69ZM67 262L68 264L69 263H71V262ZM221 261V260H220ZM65 262V261H64ZM91 262H93V261H91ZM111 262V261H110ZM113 262V261H112ZM66 263V264H67ZM109 263V262H108ZM53 264V263H52ZM90 264V263H89ZM111 264H113V263H111ZM229 264V263H228Z\"/></svg>",
    "mask_w": 264,
    "mask_h": 264
},
{
    "label": "crops",
    "instance_id": "crops-1",
    "mask_svg": "<svg viewBox=\"0 0 264 264\" xmlns=\"http://www.w3.org/2000/svg\"><path fill=\"white\" fill-rule=\"evenodd\" d=\"M31 3L32 4H34V6L35 7H37V8H40V7H47V5H49V7H50V9H51V12L54 14V15H59V16H62V17H67V16H65V12H64V10H63V12H60V10L62 9V4H60V3H58L56 0H32L31 1ZM18 13H21V11H19ZM17 13V14H18ZM123 13H125V12H123ZM125 14H128V13H125ZM125 14H120L119 16H118V21L119 22H121V21H123L124 19H123V16L125 15ZM115 15V14H114ZM130 15V14H129ZM116 16V15H115ZM16 17V16H15ZM29 17H36V20H40V17L38 16V15H36V14H30L29 15ZM22 21V20H21ZM42 21V20H41ZM44 24V23H43ZM21 26H22V22H21V25L19 26L20 28H21ZM86 27V26H85ZM32 28H34V27H32ZM31 28V29H32ZM81 28V27H80ZM35 29H38V28H35ZM66 29V28H65ZM20 30H22V29H20ZM39 30H40V28H39ZM65 31V30H64ZM43 33V32H42ZM56 32H52V36H53V34H55ZM64 33V32H63ZM63 36V35H62ZM62 36H61V38H62ZM80 37L81 38H83L84 40H91L92 39V33L90 32V31H88L87 30V28H83L82 27V31H81V34H80ZM61 38L59 39V41H58V43L60 42V40H61ZM43 39H44V44L46 45V40H47V34H44L43 36H41V39H40V41H41V44L39 43L37 46L39 47V46H41V45H43ZM57 43V44H58ZM56 44V45H57ZM53 46H55L54 44L52 45V47ZM50 51H52V50H50Z\"/></svg>",
    "mask_w": 264,
    "mask_h": 264
}]
</instances>
